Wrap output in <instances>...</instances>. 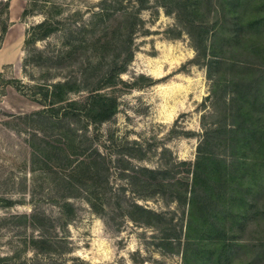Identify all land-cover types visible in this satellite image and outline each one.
Here are the masks:
<instances>
[{
  "label": "rangeland",
  "instance_id": "rangeland-1",
  "mask_svg": "<svg viewBox=\"0 0 264 264\" xmlns=\"http://www.w3.org/2000/svg\"><path fill=\"white\" fill-rule=\"evenodd\" d=\"M101 1L0 0V264H182L181 255L165 249L160 229L135 224L114 207L117 198L136 200L173 224L181 217L168 198L139 200L123 169L168 164L181 179L186 173L180 164L195 160L203 117L212 121V84L196 62L199 36L190 32L186 16L152 0L139 14L134 58L122 82L100 92L118 99V114L100 127L78 123L87 145L110 159L109 188H99L103 208H91L85 192L73 187L71 172L57 170L49 159L66 142L50 120L36 115L51 107L41 92L69 80L77 83L69 98L86 101L119 44L112 33L121 15L97 21ZM208 15L204 10L198 21L216 24L214 13ZM45 20L54 33L27 45L28 34L38 33L33 27ZM105 42L112 48L102 52L101 65L94 73L83 71L88 61L98 63L97 44ZM32 144L46 156L37 155ZM69 194L78 195L68 200L75 208L71 219L62 211ZM43 239L50 244H34Z\"/></svg>",
  "mask_w": 264,
  "mask_h": 264
},
{
  "label": "trees",
  "instance_id": "trees-1",
  "mask_svg": "<svg viewBox=\"0 0 264 264\" xmlns=\"http://www.w3.org/2000/svg\"><path fill=\"white\" fill-rule=\"evenodd\" d=\"M154 2L186 16L190 32L198 33L196 62L206 68L212 84V121L203 117L204 131L195 160L180 164L186 173L181 179L173 176L175 168L168 164L157 169H123L129 170V185L139 200L159 196L177 203L181 217L176 224L136 200L124 202L117 198L114 210L135 224L160 229L165 249L181 255L182 264H264V0ZM127 3L131 7L124 0L99 3L97 21L105 22L111 13L121 15L112 33L113 38L118 36L119 44L113 48L112 60L106 63L103 79L97 81L87 100L69 98L76 91V82H58L51 90L41 92L51 107L36 114L39 119L50 120L52 129L65 138L64 147L58 148L60 154L49 159L57 170L71 172L70 181L77 183L73 187L85 192L95 211L103 208L101 197L105 194L99 188H109L111 163L97 147L87 145L86 134L80 133L78 123L85 122L84 129L88 125L100 127L118 114V99L100 92L115 87L134 58L132 36L141 23L140 12L148 9L152 0ZM204 10L211 19L214 13L216 24L198 21ZM33 28L38 33L28 34L27 45L54 33L46 20ZM104 29L107 32L109 27ZM97 47L99 58L112 48L110 42ZM103 60L88 61L82 70L94 73ZM61 103L65 106L59 107ZM63 122L66 127H62ZM32 147L37 155L46 156L41 148ZM124 172L122 175L128 174ZM77 196L64 198L62 211L69 219L75 216V208L68 200ZM36 243L50 244L45 239Z\"/></svg>",
  "mask_w": 264,
  "mask_h": 264
}]
</instances>
